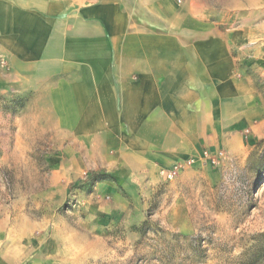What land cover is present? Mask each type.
<instances>
[{
	"label": "crops",
	"instance_id": "0c3cea01",
	"mask_svg": "<svg viewBox=\"0 0 264 264\" xmlns=\"http://www.w3.org/2000/svg\"><path fill=\"white\" fill-rule=\"evenodd\" d=\"M191 16L181 0H0V97L28 98L27 114L142 177L242 123L264 135V107L238 67L264 59V46L203 20L190 42ZM29 262L0 252V264Z\"/></svg>",
	"mask_w": 264,
	"mask_h": 264
},
{
	"label": "rangeland",
	"instance_id": "374dc122",
	"mask_svg": "<svg viewBox=\"0 0 264 264\" xmlns=\"http://www.w3.org/2000/svg\"><path fill=\"white\" fill-rule=\"evenodd\" d=\"M181 1L190 42L203 20L210 33L264 46V0ZM252 63L238 67L264 107L261 54ZM27 101L0 97V252L24 253L29 264H264V135L255 124L186 158L192 164L171 179L166 166L142 177L97 162L72 132L27 114Z\"/></svg>",
	"mask_w": 264,
	"mask_h": 264
},
{
	"label": "built area",
	"instance_id": "2783aa9c",
	"mask_svg": "<svg viewBox=\"0 0 264 264\" xmlns=\"http://www.w3.org/2000/svg\"><path fill=\"white\" fill-rule=\"evenodd\" d=\"M180 1V0H178ZM1 64H5L4 59H0ZM221 154V152H219ZM202 157L203 159L208 162L209 164L215 165L217 164V160L214 156H212L208 151H203L202 152ZM192 159H184L182 161H178L173 163L171 166L165 169L164 171V176L166 179H171L173 178L177 173L185 169L186 167L190 166L192 164Z\"/></svg>",
	"mask_w": 264,
	"mask_h": 264
}]
</instances>
